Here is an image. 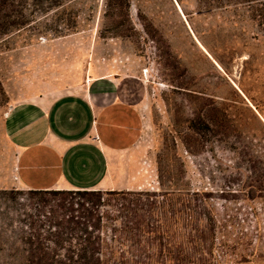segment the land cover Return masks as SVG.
Returning a JSON list of instances; mask_svg holds the SVG:
<instances>
[{
    "label": "rangeland",
    "instance_id": "1",
    "mask_svg": "<svg viewBox=\"0 0 264 264\" xmlns=\"http://www.w3.org/2000/svg\"><path fill=\"white\" fill-rule=\"evenodd\" d=\"M263 4L200 12L195 0H131L130 7L113 0H65L49 10L34 7L27 25L3 37L0 264H21L24 212L39 202L16 177L17 154L4 127L7 111L38 95L83 88L100 75L145 83V124L128 154L133 189L186 185L211 192L206 204L217 221L211 251L171 231L175 245L186 240L190 264H264V199L250 198L244 189L249 187L243 188L254 173L231 149L233 135L192 127L199 113L231 118L243 124L241 134L233 127L234 135L256 149L264 146Z\"/></svg>",
    "mask_w": 264,
    "mask_h": 264
},
{
    "label": "trees",
    "instance_id": "2",
    "mask_svg": "<svg viewBox=\"0 0 264 264\" xmlns=\"http://www.w3.org/2000/svg\"><path fill=\"white\" fill-rule=\"evenodd\" d=\"M113 1L119 7L131 6V0ZM195 1L201 12L255 0ZM64 2L0 0V40L27 25L34 17L31 12L34 7L40 5L49 10ZM232 120L199 113L192 120V127L201 131L202 125L213 126L233 135L231 149L254 173L243 188L249 187L244 189L250 198L264 199V146L259 144L256 149L249 140L234 135L233 127L241 134L243 124H234ZM30 191L39 202L33 212H24L28 220L22 224L20 233L21 264H163L166 260L190 264V255L183 249L186 240L175 245L173 228L175 235H187V242L204 250L211 251L214 243L217 221L213 209L206 204L211 193L207 190L176 185L161 189ZM203 259L202 255L199 260Z\"/></svg>",
    "mask_w": 264,
    "mask_h": 264
},
{
    "label": "crops",
    "instance_id": "3",
    "mask_svg": "<svg viewBox=\"0 0 264 264\" xmlns=\"http://www.w3.org/2000/svg\"><path fill=\"white\" fill-rule=\"evenodd\" d=\"M145 83L100 75L12 105L4 127L28 189H133L128 154L145 124Z\"/></svg>",
    "mask_w": 264,
    "mask_h": 264
}]
</instances>
